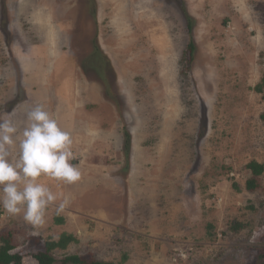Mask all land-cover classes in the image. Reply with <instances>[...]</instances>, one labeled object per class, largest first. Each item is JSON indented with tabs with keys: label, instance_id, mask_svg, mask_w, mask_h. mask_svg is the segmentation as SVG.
Listing matches in <instances>:
<instances>
[{
	"label": "rangeland",
	"instance_id": "obj_1",
	"mask_svg": "<svg viewBox=\"0 0 264 264\" xmlns=\"http://www.w3.org/2000/svg\"><path fill=\"white\" fill-rule=\"evenodd\" d=\"M52 73L57 87L77 79L82 192L40 225L0 208L22 264L63 234L76 241L52 251L58 264H264V172L245 187L246 165L264 163V0H0V116L22 78ZM97 133L103 155L83 158ZM92 162L105 174L90 177ZM113 182L122 216L107 224L81 202Z\"/></svg>",
	"mask_w": 264,
	"mask_h": 264
},
{
	"label": "clouds",
	"instance_id": "obj_2",
	"mask_svg": "<svg viewBox=\"0 0 264 264\" xmlns=\"http://www.w3.org/2000/svg\"><path fill=\"white\" fill-rule=\"evenodd\" d=\"M9 116H0V208L40 225L57 200L41 177L66 184L81 179L78 166L72 163V137L42 105L27 112L22 130Z\"/></svg>",
	"mask_w": 264,
	"mask_h": 264
},
{
	"label": "crops",
	"instance_id": "obj_3",
	"mask_svg": "<svg viewBox=\"0 0 264 264\" xmlns=\"http://www.w3.org/2000/svg\"><path fill=\"white\" fill-rule=\"evenodd\" d=\"M26 58L23 59V76L25 75H29L31 73L35 74L34 71L30 72L29 70L26 71ZM57 72V71H55ZM55 73L52 74H46L43 76H39V77H33V78H22L21 82H23L22 86L24 88H22V102L16 104L13 106V108L9 111L10 116L8 118H10L15 125L17 126L18 130H22L23 127L26 124V114L27 112L34 106L36 105H42L50 114L53 115L54 118L57 119L59 125L61 126V128L67 130L70 134L71 137L74 138L72 135H79L80 131L79 130V125H78V115H73V109L75 108V106L77 105V101H75V104L72 103V101L70 99H67V96H73V90L75 89V81L77 80L74 77H69V80L67 81V85L65 87H57L54 82H52V80H54V75ZM54 86V87H53ZM73 87V88H72ZM48 88V89H47ZM47 89V90H44ZM51 90V93L49 94ZM32 95L34 96H42V98H40L39 100H37L38 102L33 103V99H32ZM26 97V102L24 101ZM27 99H29L30 101H28ZM47 103L49 105H47ZM52 103V104H50ZM75 130V132H74ZM102 134V133H101ZM97 137L94 138V141H86L85 143V147L87 146L88 148L86 149L85 154H81V156H84L83 158L86 157H94L95 154H98L101 152L102 154V150L100 152H96L95 151V147L94 144L96 145L97 143H99L98 141L103 140L102 138H99V133H97ZM108 139V138H106ZM103 155V154H102ZM82 158V159H83ZM98 160V159H97ZM93 166H97V167H91V173H90V177H96L97 174L98 175H104L106 170L105 167L100 166L98 167V164L95 162H92ZM90 172V171H89ZM95 180V182L97 183L96 179L93 178ZM103 181V180H102ZM46 184H49V182H44ZM82 183L76 182L74 184H66V183H62L60 186L58 185V182H54V183H50L49 185H51V190L53 192H55L57 194V200L52 204L53 206H56L58 208L59 205L62 202L64 203V207L63 208H70L73 206H76V204H80L79 202V197L78 194H81V190L79 188V185ZM115 182H113V184L111 183L109 187V192L110 195L106 196L107 194L105 193L106 190L104 186H106L105 184H101L99 187L98 186H90L88 184L87 187V194L83 200L84 206H89L88 209L86 210H90L91 212H93V214L95 215L96 218L94 219H103V222L109 224L113 218H119L121 216H118V211L114 210L115 208L112 206L114 202V198L116 197H120L118 196L117 192L113 189ZM116 185V184H115ZM92 198V199H91ZM108 199V201H105L104 199ZM50 207V206H49ZM113 208V209H112ZM117 211V212H116ZM70 213L72 216H75L79 213H75L72 212L70 210ZM63 213H58V216L56 215V219L61 220L62 222L65 220L64 219V215H62ZM74 214V215H73ZM66 218H71V216L69 217L68 215L66 216ZM60 222V224L62 223ZM75 237V236H74ZM76 238V237H75Z\"/></svg>",
	"mask_w": 264,
	"mask_h": 264
},
{
	"label": "trees",
	"instance_id": "obj_4",
	"mask_svg": "<svg viewBox=\"0 0 264 264\" xmlns=\"http://www.w3.org/2000/svg\"><path fill=\"white\" fill-rule=\"evenodd\" d=\"M257 90L260 91V87H257ZM126 141H125V149L126 151L129 150V139L130 137L126 135ZM246 168L251 172L252 179H249L246 181V189L249 191H252L256 187V177H259L263 174L264 172V163L259 164L255 161L250 162L249 164L246 165ZM57 223L62 222L59 219H56ZM241 226L238 225L235 230L240 229ZM11 237L10 235H5V236H0V264H22V258L18 254H12L10 253L14 247L10 243ZM71 241H76V238L73 237L72 235H66L63 234L59 241L57 242H48L45 244V250L43 253H37L35 255H32V258L37 262V264H58L57 261L53 258L52 251L55 248H64L65 244L71 242ZM261 259H264L263 253H261ZM70 261L73 264H113V263H105V262H100L96 259L90 258V260L86 259H81L78 256H71ZM60 264H67V260H63L60 262ZM261 264H263L261 260Z\"/></svg>",
	"mask_w": 264,
	"mask_h": 264
}]
</instances>
